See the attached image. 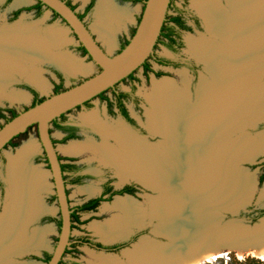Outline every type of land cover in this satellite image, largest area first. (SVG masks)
Wrapping results in <instances>:
<instances>
[{
  "label": "bare ground",
  "instance_id": "bare-ground-1",
  "mask_svg": "<svg viewBox=\"0 0 264 264\" xmlns=\"http://www.w3.org/2000/svg\"><path fill=\"white\" fill-rule=\"evenodd\" d=\"M229 3L233 14L223 10L216 0L199 4L211 32L221 34L225 43L214 44L204 39L193 43L201 61L207 63L215 77L214 82L202 80L198 105L190 102L188 87L182 88L172 79L154 83L147 96L156 107L148 114L149 128L165 138L160 147L148 146L122 124L115 130L110 129L95 115L88 120L106 141L113 136L123 151L104 142L78 143L66 150L68 153L94 151L106 164L115 165L123 175L136 176L155 191L168 186L163 198L151 202L154 215L171 221L156 231L167 233L169 238L177 237L183 244L179 248L174 245L163 248L143 239L135 250L127 252L132 264H203L223 256L225 244L230 250L252 248L257 257L264 259L262 230L255 242L201 238L203 232H213L209 230L217 224L216 210L220 205L230 208L235 199L244 198L253 189L252 176L237 164L239 159L260 155L264 147L247 134L232 139L248 120L257 121L264 116V86H252L264 78V0H229ZM97 9L101 34L106 32L112 36L115 24H120L126 13L111 0H101ZM13 27H3L0 31V93L15 74H25L22 59L33 62L44 59L72 74L91 72V64L52 51L59 36H63L61 33L44 37L30 27ZM29 77L46 90L47 83L38 72ZM12 96L14 100L23 99L19 93ZM35 149L32 143L25 144L10 159L11 194L0 216V260L5 257V250L16 252L31 244L26 240L30 215L45 209L34 196L37 190L46 187L45 174L31 170L26 179L22 176L24 163ZM106 208L119 211L109 220L94 225L107 240L125 236L143 219L142 205L131 197H118L111 207L105 205ZM93 259L95 264H123L114 257Z\"/></svg>",
  "mask_w": 264,
  "mask_h": 264
},
{
  "label": "rangeland",
  "instance_id": "rangeland-1",
  "mask_svg": "<svg viewBox=\"0 0 264 264\" xmlns=\"http://www.w3.org/2000/svg\"><path fill=\"white\" fill-rule=\"evenodd\" d=\"M208 1V0H175L176 4H178L179 7L182 9V14H185L188 18V22L190 21V15H195L199 18L201 22V29H197V27H193L194 30L186 32L184 39H185V46L182 49L181 55H185L188 57H192L196 61L200 62V57L198 56L193 43L198 42L202 39L212 42L214 44H224L225 41L223 40L221 34H215L211 32L208 24L205 21V18L202 16L200 11L199 4ZM219 2L221 8L225 10L226 12H229L233 14V8L231 7L229 0L228 6L226 5L225 0H216ZM69 2L74 6V8L78 11V13L84 15V19L87 23V25L91 28L92 32L94 33L95 37L98 39L100 44L103 46V48L109 52L110 54H115V52L118 50V47L122 44H125L128 40H130L136 31V27L140 21L142 11L144 8L143 2H131L129 0H111L113 4H115L116 7L122 9L126 13L125 17L123 18L122 22L119 24H115V29H113L112 36L109 33V35L105 32L101 34L100 28H99V18L97 16V11L101 5V0H94L93 7L91 10L86 9V7L90 4L91 0H69ZM37 2L35 0H0V31L3 27L9 28L12 26H26L30 27L36 31H38L42 36L46 37L48 34L52 33H61L63 36H59L57 42H55L57 45L52 46V51L56 53V55H64L68 56L70 58H74L80 62H83L85 64H91V72L88 74L83 73H77L73 74L74 77H68L66 73L63 72L62 69L55 66V64H52L51 62L41 59V60H35V62L31 60L22 59L23 63L25 64L26 71L25 74H15V77L12 79L10 84L4 89L5 91L0 93V109H3L5 114L7 116H11V114L7 111L9 108H16L18 111H22L26 108H28L33 100L32 93L25 87L24 83L30 84L32 87L36 88L35 84L30 80V75L33 72H38L41 77L46 81V90L43 91L39 86L41 90H38L41 97H47L54 93L55 85H57L60 80L58 73L56 71H59L66 75V79L62 84V88L65 89L67 87H70L72 85H75L82 81L83 79L97 73L100 68L88 57V55H85L83 50L80 48L79 41L75 34L69 29L68 25L61 20L60 17H54L53 13L50 11V9L44 7V9L39 12L36 8H34L35 4ZM18 12L17 16L14 17L13 14L15 12ZM178 12L170 8L169 9V17H173ZM170 21V19H168ZM205 21V22H204ZM13 27V28H14ZM208 29V30H207ZM210 32V34H209ZM213 35V37L211 36ZM215 35V36H214ZM218 42V43H217ZM155 51L160 54H169L162 46V43L159 44ZM256 52V51H255ZM261 61V60H260ZM151 63H153L152 60H150ZM207 68L206 70H202L198 76V79L195 80L194 77H191V75L188 73L185 69H172V68H166L161 69L157 66H154L156 70L160 71L161 73H164V75L157 76L153 72H150V75L147 77L146 73L144 72L143 67L139 68L135 72L136 80H125L122 81L119 85L120 88L123 89H130L132 87V84L135 83L137 93L142 99V108L145 114H147V118L145 117V121L148 122V114L152 112V110H155L156 107L151 103L149 98L147 97L153 86L154 83L162 81L164 79H172L178 86L182 88L188 87V94L190 102L194 105H198L200 98L198 95V88L201 87L202 79L205 82H214L215 77L212 74L211 70H208V65H204ZM208 66V67H207ZM205 68V69H206ZM263 71V68H262ZM211 74H210V73ZM70 73V72H69ZM72 74V73H71ZM213 76V77H212ZM255 77V76H254ZM253 77V79H255ZM192 79V80H191ZM186 82V85L185 83ZM254 83V82H253ZM252 83V84H253ZM261 84V85H260ZM260 84H253L252 86L254 88H261V86H264V78L261 80ZM185 85V86H184ZM255 85V86H254ZM201 90V89H200ZM12 93L14 94H22L23 99L14 100ZM108 96L112 95V91L109 90L106 93ZM24 95L26 99H24ZM146 98L149 102L146 101ZM264 101V100H263ZM89 107H81L72 110L68 113L70 117H73L75 120L79 121L80 119H84L83 116L87 115L88 119L90 116H97V118L105 124V126L109 127L110 129L117 127V125H121L120 122H117L118 118H111L107 119L104 118L103 115L105 113L106 109V101L103 98L95 97ZM263 104V102H261ZM131 110L133 111V107L129 105ZM257 106V105H256ZM260 108H262V105H259ZM97 112V113H95ZM134 113V112H133ZM100 115L103 117L104 120H108V123L101 120L99 118ZM87 119L88 123L91 124L94 128L95 125H93L89 120ZM116 122V123H115ZM6 123V120L4 118H0V128ZM110 123V124H109ZM149 126V125H148ZM146 124V128L148 127ZM246 126V127H245ZM52 136L55 139L56 146L58 148L59 153L66 157L69 155L68 152H66L67 148L74 144L78 143H90L93 141V143L96 144H102L103 142L108 144L109 142L105 140L96 139L91 135V133H86V138H81L77 140H69L66 141L63 139V136L57 131L53 125L51 128ZM148 130V129H147ZM150 130V128H149ZM151 131V130H150ZM235 135H233V140L237 139L241 135L247 134L249 135L252 140L260 143L261 145H264V116L260 118L257 122H251L247 121L245 125H243V129H238L236 131ZM151 133H153L151 131ZM150 135V132H147V135ZM153 140L152 143L155 146L160 147L161 142L164 141V137L160 134L153 133ZM103 136V135H102ZM227 137L223 138L221 141L222 144H224L227 139ZM248 139H250L248 137ZM109 140V139H108ZM251 139L250 141L253 142ZM32 143L36 146L35 151L26 159V162L24 163L22 176L23 179H26L28 174L33 171L37 172H43L46 176V182L47 185L44 188H41L37 190L34 193V196L36 200H40L41 204L44 205L45 209L35 212L30 215L31 218H29V225L26 229V240L28 242H31L30 245L21 247L16 252H10L11 250H5V257L0 260V264H45L43 257H44V251H52L54 247L57 244L58 236L60 229L58 225L55 222H46L43 221L39 224L34 225L31 229V225L35 219V217L41 213H43L42 217L45 215H52L55 217H59V209H58V201L55 196V188H54V181L50 172V166L48 165L46 159L44 158L45 153L43 151L39 134L37 127L34 126L31 129H27L24 133H22L19 137L15 138L11 144H9L1 153H0V177L5 180V190L3 197L0 198V202L2 203L0 206V212H5L7 205L10 200V194H11V186H10V180H9V163L12 156H16L18 153V150L22 148L25 144ZM112 147H117L115 145H111ZM223 146V145H222ZM88 152L82 153L81 159L82 160H91L93 164H91L90 169L92 170H100L101 164H99L98 157L100 156L98 153L91 151V150H85ZM99 156H98V155ZM93 155V156H89ZM97 155V156H95ZM101 157V156H100ZM28 160V161H27ZM101 160V159H100ZM263 163H264V147L263 152L257 157L256 160H254L252 163H242L240 164L239 168H246L250 174H252V177L254 178V181L257 182V190L255 192V196L252 200V205L250 206L253 208V210H250L249 207L247 211H243L241 213V216L245 218H252L253 216L258 214V211H261L264 208V180L260 181V175L263 171ZM96 168V169H94ZM117 174V173H116ZM118 181L116 183L122 182V175L118 173ZM8 176V178H7ZM129 179V176L126 177ZM125 179V177L123 178ZM133 177L130 178L132 180ZM135 179V178H134ZM9 180V181H7ZM101 180H104V178L91 180L93 183H99ZM260 181V183H258ZM9 182V185H8ZM148 186H150L147 183ZM90 186H95L93 184L85 185L83 187H78L70 190V197H71V204L76 205L77 203L87 199L90 196L91 193H93V188H88ZM151 187V186H150ZM87 188V189H86ZM166 189L160 190V192H152L151 190H146L145 192H140L137 196H131V198L138 201L143 208L142 213V220L141 223L135 226H132L131 229H147V232L145 235L140 237L136 242L133 243V245H130L126 248H124L121 252L116 253H109L107 251H98L94 248H91L87 245H78L77 247L68 248V252L64 255L63 264H95V261L93 258H102L107 257L108 258H116L123 264H132L133 262L128 257V251L135 250V247L138 246V244L141 243L143 239L147 241H151L154 244L160 245L163 248L174 245V248H179L182 246L183 242H179L176 237L174 238H167L163 236H168L167 233H157L156 229L165 222L170 223L171 221H167L164 217L161 219L160 216L154 215V212H152L151 209V202L153 200H157L160 198H163L165 193L169 190L168 186H165ZM82 189H86L85 191ZM91 189V190H90ZM9 190V192H7ZM174 190H172V194ZM90 193V194H89ZM89 194V195H88ZM161 196V197H160ZM120 197H129L127 195L118 196ZM118 197L113 198L112 201H105L100 204V206L94 210L93 212H90L89 214H84L81 216L82 223L81 225H76L71 232V239L70 241H74L75 239H80V237H91L93 239H96L97 242L105 243V245H110L116 242L121 241L120 239L122 236H117L114 239H105L103 235L99 234L97 230L94 229V225L99 222H105L106 220H109L114 214H117L119 211L117 209H108L106 208L104 210V206L108 204V206H112L116 199ZM4 209V210H3ZM0 213V216L3 215ZM154 215V216H153ZM229 217V216H228ZM156 218L158 219L156 220ZM174 224V223H173ZM171 224V225H173ZM128 230V232L130 231ZM156 232V233H155ZM159 235V236H158ZM147 237V238H145ZM169 237V236H168ZM40 241H38V239ZM149 238V239H148ZM33 239V240H32ZM34 241V243H32ZM154 241H160L164 244L169 243L168 245H163L162 243L154 242ZM173 242V243H172ZM73 246V245H72ZM225 250V248L223 249ZM235 250V251H233ZM230 251V250H229ZM232 252H229L228 254L221 256L218 259L206 261L203 264H235L239 262H245L246 260L250 259H258L260 261L264 262V259L257 257L253 251L254 249L249 248L246 250H241L239 248H233L231 249ZM242 252L240 254L239 252ZM8 253V254H7ZM38 257L37 259L34 257ZM247 264H251L250 262Z\"/></svg>",
  "mask_w": 264,
  "mask_h": 264
},
{
  "label": "water",
  "instance_id": "water-1",
  "mask_svg": "<svg viewBox=\"0 0 264 264\" xmlns=\"http://www.w3.org/2000/svg\"><path fill=\"white\" fill-rule=\"evenodd\" d=\"M35 1H41L52 13L56 12L59 15L61 20H63L68 25L69 29L75 34L79 44L85 48L88 57L100 67V70L97 73L83 79L79 83L62 89L58 93H53L36 105L19 111L15 117L7 121L0 128L1 153L15 137L27 131L30 126L37 125L39 139L48 160L50 172L54 181L58 209L61 213L62 219L57 244L54 249L50 251L52 253L51 259L45 264H59L66 248L71 243L72 221L70 203L66 192L59 152L50 132L52 122L69 110L83 105L86 101L98 96L109 88L114 87L115 84L128 77L146 62V60L154 53L155 46L161 36L162 28L168 18L172 0H146L135 33L129 40V43L116 54H110L103 48L91 28L87 25L85 19L81 18L78 11L67 4L65 0ZM211 36L213 37L212 34ZM51 63L62 69L69 78L74 77L73 74L69 73L58 64L54 62ZM35 86L37 89L41 90L36 84ZM257 121L251 122L255 123ZM258 156L239 159L237 167L239 168L242 163H252ZM239 169L243 170V168ZM249 175L252 176L250 173ZM252 179L253 189L248 192L244 198L235 199L234 204L230 208H225L222 205L217 208V224L215 225V228L209 230L213 232L208 233V231H205L201 238H211L217 241L228 240L227 242H255L260 235L259 232L261 233V230L264 232V215L258 217L257 221H254L253 217L245 218L243 215L241 216V213L247 211L252 205V200L257 190V182L256 180L254 181L253 177ZM258 183H260V181ZM149 190L152 192H160L159 190L155 191L152 188H149ZM118 196L121 195H117L116 197ZM253 208L254 207L250 210H253ZM42 214L43 213L40 215ZM157 219L158 218H156V220ZM132 231L133 229H131L125 236L117 239H126ZM157 234L158 233H156V235ZM163 237L170 240L166 235ZM154 242L162 243L163 245L169 244H164L160 241ZM224 246V255L232 252L227 244Z\"/></svg>",
  "mask_w": 264,
  "mask_h": 264
},
{
  "label": "flooded vegetation",
  "instance_id": "flooded-vegetation-1",
  "mask_svg": "<svg viewBox=\"0 0 264 264\" xmlns=\"http://www.w3.org/2000/svg\"><path fill=\"white\" fill-rule=\"evenodd\" d=\"M65 1L67 2V4L72 6L69 0H65ZM129 1L134 2L132 0H129ZM93 4H94V0H91L90 4L86 7V9L91 10V8L93 7ZM43 7H47V6L44 5ZM170 8L175 9L178 13L175 14L173 17L168 16L166 24L164 26V30L162 32V35L160 36L155 46V49H156V47L162 43L163 48L169 54H160L154 50V53L146 60V62L141 67H143L144 72L146 73L147 77L150 75V72H153L157 76L164 75V73H161L160 71L155 69L154 66H157L158 68H161V69H166V68L185 69L188 71L191 77H194L195 80H197L200 72L202 70H205V66H204L205 64L201 60L200 62H198L192 57L181 55V52L185 46V39H184L185 33L194 30L193 27L195 26L197 27V29H201V22L199 18L195 15H190L191 23L188 22V18L185 17L186 16L185 14H182L181 12L182 9L181 7L178 6V4H176L175 0L171 1ZM53 15H54V12H53ZM13 16L14 17L17 16V11L13 14ZM168 19H170V21ZM128 42L129 40L126 43ZM126 43L120 45L118 47V50L115 52V54L120 52L125 47ZM84 54L87 55L86 52H84ZM150 60H152L153 63H151ZM56 72L58 73L59 80H60L58 84H60L61 82L63 83L66 79V75L59 71H56ZM135 72L136 71H134L128 77L124 78L123 80L115 84L114 87L109 88L108 90L102 92L96 97L103 98L106 101V109L103 115L104 118H107V119H111L112 117L118 118L119 120L117 122H120L123 125V127H126L127 129H129L130 132L134 133L136 138L141 139L142 141L146 142L148 146H150L151 144H153L152 140L154 137L153 135H151L153 133H151V131L149 130L148 122L145 121V117L147 116V114H145V112L143 111L142 99L137 93L135 83L132 84V87H130V89H123L119 87L120 83L127 79L135 81L136 80ZM24 84H25V87L33 95V100L31 103L32 105L37 98L32 89L36 90L37 92L39 89L37 90L36 88L32 87L28 83H24ZM109 90L112 91L111 96H108L106 94L107 91ZM38 97L43 98L41 97L40 94ZM94 98L86 101L83 105L77 106L69 110L68 112L62 114L61 116L55 119V123H52L53 127L57 131H59V133L63 136L64 140L74 141L77 139L86 138L87 137L86 133H91V135H93V137H95L96 139L104 140L103 139L104 137L100 134V131H98V129L94 128L91 124L88 123L87 115L83 116L84 119H80L79 121L75 120L73 117H70L68 115V113L74 109L81 108V107H86V108L89 107L91 105L90 103L92 102ZM146 101L149 102L147 98H146ZM129 105L133 107V111L131 110ZM11 109H14L17 113L19 112L15 107L14 108L12 107ZM98 116L101 120L108 123V120L106 121L100 115ZM146 124L148 126L147 128H146ZM51 131L52 130L50 129V132ZM147 132H150V135L149 134L147 135ZM108 139H109L108 142L111 145L117 146L116 148L120 150V152L123 151L113 136L110 135ZM53 141L56 144L54 137H53ZM90 143H93V141H91ZM83 144H86V143H83ZM85 152L91 153L89 151L69 153V155H67L66 157H63L59 153V159L61 161V168L63 171L64 180H65L66 192H67L68 200L70 203L72 229L76 225H81V223L83 222L81 219L82 215L93 212L100 206L101 203L105 201H112L113 198H115L117 195L137 196L140 192H145L146 190L151 188L147 184L140 181L136 176L123 175L115 165L110 164V163L106 164L98 154H97L99 156L98 159L99 158L101 159V160L100 159L98 160L99 161L98 163L102 165L100 170L98 169L97 171V170L90 169V167H92L90 165L93 164V162H91V160L81 159L82 153H85ZM91 154H95V153H91ZM89 156H93V155H89ZM263 168H264V163H263ZM118 173L122 175V180H123L119 184L116 183V181H118L119 179ZM128 176H129V179L126 178ZM124 177L125 179H123ZM131 177H133L132 180H130ZM100 178H104V180H101L99 183H93L91 181V180L95 181V179H100ZM90 182L91 184L95 186L88 187V188H93V193L91 194L89 193V194L93 195L95 193V195L88 197L87 199L77 203L76 205H72L71 197H70V190L74 188H78V187H83L85 185H89ZM4 184H5V180H3L0 177V198L3 197L4 192H6ZM86 189H82V190L85 191ZM7 192H9V190ZM55 196L57 199L56 193H55ZM1 204L2 203L0 202V206ZM91 205H94V207L92 208ZM39 215L35 217L30 229L34 225L39 224L43 221L55 222L57 224V219H58V220H61L62 222L61 213L59 214V217H55L49 214L45 215L44 217H42L43 214L40 216ZM146 232H147V229L136 228L131 232V234L126 239L110 244V245H105V243L97 242L96 239H93L91 237L82 236L80 237V239H75L74 241H71L70 245L66 248V250L68 251V248L77 247L78 245H87L98 251L118 253V252H121L124 248L130 245H133V243L136 242L140 237L145 235ZM70 240H72L71 237H70ZM100 245H102L104 248L100 247ZM34 258L37 259L38 257H34ZM62 259H64V256L62 257Z\"/></svg>",
  "mask_w": 264,
  "mask_h": 264
},
{
  "label": "trees",
  "instance_id": "trees-1",
  "mask_svg": "<svg viewBox=\"0 0 264 264\" xmlns=\"http://www.w3.org/2000/svg\"><path fill=\"white\" fill-rule=\"evenodd\" d=\"M132 1H134V2H143V3H145L146 2V0H132ZM92 5V4H91ZM90 5V6H91ZM44 4L41 2V1H37V3L35 4V6H34V8H36L39 12H41L43 9H44ZM89 6V7H90ZM73 9H74V6H71ZM46 8H48V7H46ZM49 9V8H48ZM17 14H18V12H17ZM81 18H83L84 17V15L83 14H80L79 15ZM54 17H59V15L56 13V12H54ZM167 21V20H166ZM165 24H166V22H165ZM165 24H164V26H165ZM164 26H163V28H162V32H163V30H164ZM162 32H161V35H162ZM135 33V32H134ZM129 43V42H128ZM128 43H126V45L128 44ZM125 45V46H126ZM80 48L81 49H83L84 50V52H86L87 53V51L85 50V48L82 46V45H80ZM62 82L60 83V84H57L56 86H55V90H54V93H58V92H60L63 88H62ZM33 90V92H34V94H35V96L37 97L36 98V100L34 101V103L30 106V107H32V106H34V105H36L37 103H39V102H41V101H43L45 98L43 97V98H40V97H38L39 96V94H38V92L36 91V90H34V89H32ZM7 111L11 114V116L9 117V116H7L5 113H4V111H3V109H0V118H4L5 120H6V122L7 121H9V120H11L13 117H15L18 113L14 110V109H7ZM52 123H55V120L52 122ZM34 126H37V125H32V126H30L28 129H31L32 127H34ZM21 135V134H20ZM20 135H18L17 137H19ZM17 137H15V138H17ZM14 138V139H15ZM13 141V140H12ZM11 141V142H12ZM11 142L9 143V144H11ZM44 158L46 159V161L48 162V160H47V158H46V156H44ZM264 180V168H263V171H262V174L260 175V181L262 182ZM91 207L93 208L94 207V205H91ZM90 207V208H91ZM89 208V207H88ZM264 215V209L263 210H261V211H259V213L257 214V215H255V216H253V220L254 221H257V219H258V217H260V216H263ZM57 224H58V227L60 228L61 227V224H62V222H61V220H58L57 219ZM100 247H102V248H104L102 245H100ZM109 251V250H108ZM68 251L66 250L65 251V254L67 253ZM64 254V255H65ZM63 255V256H64ZM51 257H52V253H49L48 251H45L44 252V257H43V260H44V262L45 263H48L49 262V260L51 259ZM251 263V264H264V262L263 261H260V260H258V259H250V260H246L245 262H239V263H235V264H247V263ZM63 263V259H61V261L59 262V264H62Z\"/></svg>",
  "mask_w": 264,
  "mask_h": 264
}]
</instances>
